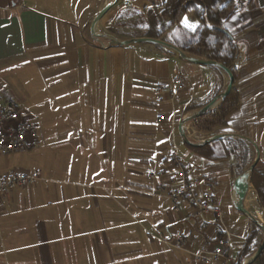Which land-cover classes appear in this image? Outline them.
<instances>
[{
	"label": "crops",
	"instance_id": "crops-1",
	"mask_svg": "<svg viewBox=\"0 0 264 264\" xmlns=\"http://www.w3.org/2000/svg\"><path fill=\"white\" fill-rule=\"evenodd\" d=\"M111 1L0 0V99L17 106L38 127L40 143L53 146L71 168L60 189L36 185L1 199L0 264H238L254 224L237 209L239 166L233 158L213 162L198 155L180 133L181 121L220 96L228 77L163 47L97 40L92 21ZM166 1L119 0L101 26L120 8L144 12ZM224 30L237 47L230 69L239 105L213 132L189 125L186 134L194 144L216 135L252 140L261 153L256 170L264 176V0L248 2ZM222 141L245 143L250 165L255 160L245 141ZM174 147L197 192L212 195L222 222L188 202L176 211L167 198L164 189L179 187L170 161ZM251 186V207L264 225ZM225 229L230 250L214 261ZM201 252L208 261L197 260Z\"/></svg>",
	"mask_w": 264,
	"mask_h": 264
},
{
	"label": "trees",
	"instance_id": "trees-1",
	"mask_svg": "<svg viewBox=\"0 0 264 264\" xmlns=\"http://www.w3.org/2000/svg\"><path fill=\"white\" fill-rule=\"evenodd\" d=\"M251 0H167L160 8L140 12L137 9H118L107 28L116 34L131 39L150 38L167 42L185 53L216 61L231 68L237 57V47L224 30V24L243 10ZM194 19L196 26L186 27ZM122 26L126 32H117L114 27ZM115 29V30H112ZM169 36L172 37L168 38ZM174 41L176 43H174ZM239 98L235 90L222 102L221 106L207 115L195 120L197 129L213 132L216 124L223 122L238 107ZM191 150L210 161L218 162L233 158L239 166L240 174L250 166L251 152L243 143L229 144L218 140L206 147ZM251 183L259 196V206L264 211V176L255 170ZM260 228L252 224L244 247L238 259L243 264L259 248L257 238ZM255 264H264V252Z\"/></svg>",
	"mask_w": 264,
	"mask_h": 264
},
{
	"label": "built area",
	"instance_id": "built-area-1",
	"mask_svg": "<svg viewBox=\"0 0 264 264\" xmlns=\"http://www.w3.org/2000/svg\"><path fill=\"white\" fill-rule=\"evenodd\" d=\"M175 85L178 89L183 88L182 79H177ZM162 87H159L160 91ZM40 145L38 127L29 119L23 117V113L13 104H3L0 99V156H8L21 152L35 150ZM170 161L179 170V187L175 190L164 189L167 198L178 211V206L182 202L193 205L203 215H214L222 222L221 212L212 207L213 197L209 193L199 194L196 190L197 184L192 182L179 157L177 147H174L170 155ZM153 178L154 175L152 174ZM41 181L40 171L25 173L12 171L5 175H0V216L2 215L1 199L11 195L16 189L36 186ZM173 182V181H172ZM174 183V182H173ZM231 233L224 230L217 241V248L214 251V261L226 257L230 250ZM179 244L184 245L185 241L179 239ZM198 261H208L206 253L201 252L196 256Z\"/></svg>",
	"mask_w": 264,
	"mask_h": 264
},
{
	"label": "water",
	"instance_id": "water-1",
	"mask_svg": "<svg viewBox=\"0 0 264 264\" xmlns=\"http://www.w3.org/2000/svg\"><path fill=\"white\" fill-rule=\"evenodd\" d=\"M119 3V0H112L110 3H108L93 19L92 24H91V33L95 36L97 40L100 39H108L109 40V46H129L133 44H148V45H155L159 47L166 48L168 50L173 51L176 53L181 59L193 63L196 65H203V66H211V67H216L220 70H222L228 77V84L225 89V91L218 96L214 101H212L210 104H208L206 107L200 109L199 111H196L189 115L188 117L184 118L181 121L180 124V133L182 135V138L184 139L185 143L191 147L194 148H202L211 142H215L218 140H222L225 138H238L246 143H248L250 146H252L255 150V160L253 163L237 178L235 184H234V189L235 193L238 198V205L237 209L244 215H246L252 223L256 224L260 230L262 231L263 234V241L259 248L255 251V253L244 263V264H255L256 261L262 256V253L264 252V225L260 223L255 215L254 211L251 207L252 205V186H251V177L258 167L260 160H261V153L259 150V147L254 143L252 140L245 138V137H239V136H234V135H216L211 137L208 141H206L203 144H194L191 141H189L187 137V129L188 126L192 123L195 122V120L207 115L208 113L212 112L213 109L219 108V106L222 104V102L230 95V93L233 90L234 83H235V76L233 71L226 67L225 65L218 63L216 61H211V60H205V59H199L196 57L192 56H187L182 50L179 48L164 42L162 40L158 39H150V38H136V39H128V40H121L118 39L114 36H106V35H96L95 34V29L98 27L102 19L113 9L115 8ZM215 104H218L215 106ZM248 176V180H246V177Z\"/></svg>",
	"mask_w": 264,
	"mask_h": 264
},
{
	"label": "rangeland",
	"instance_id": "rangeland-1",
	"mask_svg": "<svg viewBox=\"0 0 264 264\" xmlns=\"http://www.w3.org/2000/svg\"><path fill=\"white\" fill-rule=\"evenodd\" d=\"M101 25L100 23V29L104 32L101 34L114 36L108 28L105 29V27ZM114 28L120 33L127 31V29L122 26H115ZM216 109L218 108L213 109V111ZM217 125L218 124H216L214 130ZM190 126L197 128L195 122L190 124ZM39 138V140H41V136H39ZM46 141H53V138ZM46 143L47 142L44 144V142L41 141L40 145L33 151L0 156V173L14 170L24 171L25 173L40 171L42 180L37 184L38 186L43 185L42 187H55L57 189L64 187L67 178H69L68 171L71 169L68 166L69 161L65 159L62 154L57 153L53 146L46 145Z\"/></svg>",
	"mask_w": 264,
	"mask_h": 264
},
{
	"label": "snow or ice",
	"instance_id": "snow-or-ice-1",
	"mask_svg": "<svg viewBox=\"0 0 264 264\" xmlns=\"http://www.w3.org/2000/svg\"><path fill=\"white\" fill-rule=\"evenodd\" d=\"M184 24H185L186 27H192V25H190V24L188 23V21H187L186 18H185Z\"/></svg>",
	"mask_w": 264,
	"mask_h": 264
},
{
	"label": "bare ground",
	"instance_id": "bare-ground-1",
	"mask_svg": "<svg viewBox=\"0 0 264 264\" xmlns=\"http://www.w3.org/2000/svg\"><path fill=\"white\" fill-rule=\"evenodd\" d=\"M97 29H98V27H97ZM96 32H97V34L99 33L97 30H96ZM101 34V33H100ZM101 35H106V34H101ZM107 36V35H106ZM108 36H110V35H108ZM216 105H218V104H215V106ZM246 179H248V176L246 177Z\"/></svg>",
	"mask_w": 264,
	"mask_h": 264
}]
</instances>
